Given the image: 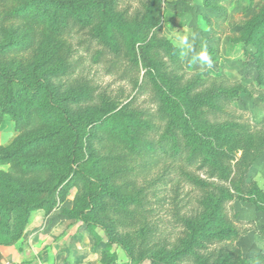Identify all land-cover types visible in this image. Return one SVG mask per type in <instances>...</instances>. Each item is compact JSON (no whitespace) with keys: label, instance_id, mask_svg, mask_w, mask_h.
<instances>
[{"label":"rangeland","instance_id":"1","mask_svg":"<svg viewBox=\"0 0 264 264\" xmlns=\"http://www.w3.org/2000/svg\"><path fill=\"white\" fill-rule=\"evenodd\" d=\"M30 1L0 2V68L16 71L29 80L44 74L59 98L67 99L66 106L82 125V167L105 184V191L97 194L92 217L107 233L99 228H85L81 222L63 216L65 211H77L78 190L74 189L61 203L58 188L52 213L41 215L25 231L26 241L22 244L33 249L28 250L22 264H231L226 260L235 252L227 250V244L245 258L264 254V215L246 201L225 203L223 210L231 226L220 227L224 229L220 239L208 235L216 229L207 231L201 226L207 212L202 201L214 193L213 186H229L199 164L185 171L172 160L152 158L144 168L141 156L132 159L124 152V159L129 158L124 168L135 166L128 182L137 189L140 200L129 210H136L143 221L130 226L134 220L122 215L121 223L115 216L123 200L110 194L100 161L121 147L108 134L112 127L125 124L126 117L133 123L150 120L161 105L150 81L144 79L147 71L138 54L142 42L136 45V56L127 54L124 47L122 54L116 55L107 33L115 23L130 30L143 26L148 1L35 0V6L26 8V19L5 18L8 12L27 7ZM72 3L80 16L70 15ZM263 12L264 0H162L161 29L147 55L159 60L161 78L172 80L180 97L178 102L186 106L184 110L201 112L203 118L208 112L210 124L232 121L264 135V29H258ZM35 14L46 20L45 28L31 21ZM55 14L56 28L49 23ZM85 17L96 18L92 28H85ZM99 24L104 29L95 36L93 31ZM151 38L152 35L147 43ZM201 55H206L210 64L201 60ZM190 86L195 88L189 90ZM212 89H221L231 99L207 100L198 109L193 107L195 103L188 104L183 99L194 101ZM216 106L220 109L214 112ZM25 112L22 108L20 116ZM52 131L37 129L32 136L40 138ZM21 132L13 118L1 111L0 148L5 152L13 150ZM160 134L153 128L142 138L152 146ZM57 140L59 146L54 141L44 145L50 155L67 148L64 137ZM5 152L0 150V154ZM63 165H57L54 172L18 176L15 185L50 188L57 174L67 171ZM8 171L9 165H0V174L8 177ZM184 172L195 175L197 183L189 182L182 175ZM126 181L118 177L113 184L119 186ZM248 182H255L264 192V152L251 168ZM92 192L96 194V188ZM6 194L5 185L0 183V197L15 198L14 194ZM186 222H191V226Z\"/></svg>","mask_w":264,"mask_h":264},{"label":"trees","instance_id":"2","mask_svg":"<svg viewBox=\"0 0 264 264\" xmlns=\"http://www.w3.org/2000/svg\"><path fill=\"white\" fill-rule=\"evenodd\" d=\"M4 1L7 0H0V2ZM147 1V20L143 26L130 30V28L115 23L114 28L107 33L108 42L111 43V48L116 55L122 54V47H124L127 54L131 52L136 56V45L142 42L138 54L142 66L147 71V76L144 79L150 81L155 99L161 105L160 109L150 116V120L133 123L126 117L125 124L112 127L108 134L109 138L117 140L121 147V149H113L115 151L113 156H106L100 161L102 172L106 177L104 179L106 186L111 188L110 194L120 201L123 200L121 208H116L115 216L120 222L122 215L127 216L132 221L134 220L130 226L142 224L143 221L137 216L136 210H129L130 205H138L140 200L136 196L137 189L128 182V177L136 169L135 166L124 168L125 161L128 162L129 160V158L124 159L122 155L124 152L128 153L132 159L135 156H141L144 168L149 165L148 159L152 158L172 160L182 165L185 171L199 164L200 168L209 169L213 175H216L229 186V188L213 186L214 193L202 201L207 212L202 218L201 226H204L203 228H206L207 231L208 229H216L217 232H209L211 234L208 235L210 238L220 239L221 233L224 232V229L220 227L231 226L223 210L225 203L234 200L246 201L257 212L264 215V192L259 189L255 182H248L251 168L264 152V135L232 121L210 124L208 112L203 118L201 112L190 113V111L184 110L186 106L184 108L178 102L177 98L180 99V97H178L172 80L161 78L157 66L159 60L152 59L147 55L148 48L154 41L156 33L161 29L162 0ZM33 6H35V0H31L27 7L23 6L8 12L5 18L10 21L26 19V8ZM70 7L72 8L70 15L77 14L80 16L73 3ZM56 17L55 14L49 19V23L54 28H56L54 25ZM86 17L84 18L85 28L90 29L96 18L89 20ZM31 21L38 24L39 27L45 28L43 23H46V20H41L39 15L35 14ZM64 21L67 23V20ZM66 25L64 26L67 27ZM103 29L104 27L99 24L92 31L96 36V33H101ZM258 29H264V12ZM61 31H66V29L62 28ZM150 35L152 38L147 43ZM262 41H264V35ZM173 60L176 64L180 63L177 57H174ZM193 88L195 86H190L189 90ZM183 99L185 103L186 101L192 105L195 103L193 107L198 109L207 100L219 101L224 99L227 101L231 97L221 89H212L194 101ZM66 101V98H59L44 74L35 80H29L20 76L16 71L0 68V114L1 111L9 114L15 121L16 128L23 131L20 141L13 150L5 152L4 149L0 148L2 152H5L0 154V165H9V176L6 177L7 175L4 173L0 174V183L5 185L7 196L12 194L15 196L12 199L0 197V236L2 237L0 246L19 244L34 213L44 211L45 215H50L56 203L58 188H61L59 192L61 203L70 196L74 189L78 190L77 211H65L63 216L81 222L85 228H99L107 233V229L92 217L97 194H99V190L105 191L103 188L105 184L82 167V159L80 158L83 149L82 125L74 119L70 108L65 104ZM22 108L26 110L24 116H20ZM219 109L216 106L213 111ZM152 119L157 120L154 122L156 124L151 122ZM153 125L156 126L152 127ZM31 126L32 128H30ZM50 128L53 131L45 132V135H42L44 137L35 138L32 136L37 132V129L42 131ZM153 128L161 134L157 143L148 146L142 137L147 136ZM59 137L66 139L67 148L60 149L58 155H50L46 152L44 145L45 143L52 145L54 141L59 146L60 142L57 140ZM63 164L67 171H61L59 175L57 174L55 182L50 188L43 190L35 186L21 188L15 185L18 176H25L26 174L34 176L35 174L41 175L43 172H54L57 165ZM71 175L72 178L69 179ZM182 175L189 182L197 183L195 175L188 172H184ZM118 177H123L127 181L115 186L113 181ZM80 183L83 185L80 186ZM203 185L205 186V184ZM94 187L97 191L96 194L92 192ZM208 187L210 186L208 185ZM79 193L85 194L80 196ZM21 197H25V199L26 197H33V200H25ZM186 224L191 226L192 223L186 222ZM225 247L227 250H231V253L235 252V254L230 255L226 263L264 264V254L245 258L234 250L233 245L227 244Z\"/></svg>","mask_w":264,"mask_h":264},{"label":"crops","instance_id":"3","mask_svg":"<svg viewBox=\"0 0 264 264\" xmlns=\"http://www.w3.org/2000/svg\"><path fill=\"white\" fill-rule=\"evenodd\" d=\"M41 215H45L44 211H38L34 213L32 220H31L32 223L30 224L34 225L33 224L34 221L37 223L38 219L42 218ZM25 235H26V232L23 236V239L17 245L0 246V264L23 263L25 257L27 256V253L29 252L28 250L33 249L32 247L30 249L27 243H25L24 245L22 244L24 243V241H26ZM30 245L33 246L32 243H30ZM35 263L36 262L34 261V262H31L30 264H35Z\"/></svg>","mask_w":264,"mask_h":264},{"label":"clouds","instance_id":"4","mask_svg":"<svg viewBox=\"0 0 264 264\" xmlns=\"http://www.w3.org/2000/svg\"><path fill=\"white\" fill-rule=\"evenodd\" d=\"M200 59L210 64V60L206 55H201Z\"/></svg>","mask_w":264,"mask_h":264},{"label":"built area","instance_id":"5","mask_svg":"<svg viewBox=\"0 0 264 264\" xmlns=\"http://www.w3.org/2000/svg\"><path fill=\"white\" fill-rule=\"evenodd\" d=\"M10 264H22V263H10Z\"/></svg>","mask_w":264,"mask_h":264}]
</instances>
